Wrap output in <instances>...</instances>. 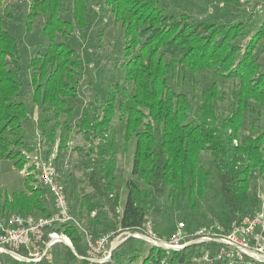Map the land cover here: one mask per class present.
<instances>
[{
	"label": "trees",
	"instance_id": "1",
	"mask_svg": "<svg viewBox=\"0 0 264 264\" xmlns=\"http://www.w3.org/2000/svg\"><path fill=\"white\" fill-rule=\"evenodd\" d=\"M91 1L0 0V160L13 159L14 167H20L26 155L21 147H28L25 122L32 106L47 102L45 111L55 121L49 125L47 116L40 122L44 143L49 146L53 141L48 126L60 129L61 135V128L73 125V134L86 145L81 150L89 160L77 188L66 172L69 168L57 169L70 214L94 235L144 233L146 212L152 208L148 202L155 196L166 195L172 202L185 199L197 209L211 182L218 187L225 214L213 216L212 225L225 229L257 209L251 182L257 172L264 192V0H245L247 5L214 0L227 8L224 16L213 15L214 9L194 10L186 0H96L107 13L96 28L103 35L98 46L116 71L104 94L90 92L82 108L76 93L84 78L83 64L73 42L74 27L83 19L73 23L72 16L88 9L91 16ZM34 23L41 25V36L35 37L36 49L25 68L23 37ZM110 31L116 34L115 47L105 41ZM118 132L125 145L133 146L121 211ZM60 140L63 143L64 137ZM52 212L53 198L40 177L37 185L24 178L23 189L0 191V215ZM154 215L158 217L159 211ZM159 223H152L153 230L168 238L170 233L156 231ZM93 226L102 229L94 231ZM51 228L66 234L84 256V234L77 225ZM193 230L185 229L180 243L202 235ZM133 238L119 243L103 263L198 264L196 257L204 249L218 245L203 240L165 249L144 241L142 251L134 247ZM47 240L45 236L44 243ZM125 244L133 249L122 255L119 250ZM64 248L82 264H95ZM1 254L11 264H42Z\"/></svg>",
	"mask_w": 264,
	"mask_h": 264
},
{
	"label": "rangeland",
	"instance_id": "2",
	"mask_svg": "<svg viewBox=\"0 0 264 264\" xmlns=\"http://www.w3.org/2000/svg\"><path fill=\"white\" fill-rule=\"evenodd\" d=\"M14 2H20V0H12ZM237 1V0H235ZM244 1L242 5H247L245 0H239ZM238 1V2H239ZM99 2H96V0H92L90 6H92L94 12L91 13V16H89L91 10L88 9L86 13L84 14H78V12H75V15L72 16L73 23L75 21H81L83 19V23H79L75 25V40L73 42V46L77 49V51L80 54L82 64H83V72H84V78L82 80V83H79L78 85V92L76 93V96L78 97V102L83 101V106L86 105V102L89 100V97L92 96L93 91H98L100 95L104 94V88L108 82L109 79L115 78V71L113 68H111L109 61H105V55L104 50L98 46L97 39L102 38V33L98 35L97 26L98 22H103L106 18L107 13H105L104 10L101 9V5L97 4ZM185 3H188L194 10L199 11H207L212 10L213 15H219L224 16L226 15V9L224 8L223 3H218L214 0H186ZM71 4V2H70ZM242 7V6H240ZM83 9V7H82ZM2 8L0 9L1 14ZM24 14L20 15L21 21L25 18V10ZM234 11V10H233ZM67 18H69V15H66ZM20 21V22H21ZM19 31L24 34V30L22 26L18 27ZM41 36V25L34 23L31 30L27 32V34H24L23 37V48L21 49V53L24 56L22 58L23 66L26 68L27 61L32 59V51L36 49L35 45V37ZM115 38L116 34L115 32L110 31L108 33V36L106 37V43L109 46L115 47ZM259 50H256L255 53H258ZM259 57H263V53H258ZM263 64L262 61H259ZM226 82L227 88L230 86V84ZM234 87V86H233ZM32 93V91L30 92ZM39 105L32 106L33 113L30 114L29 118L25 122V129L24 134L27 141L28 147H21L24 149L23 151L26 152L25 157H21V164L20 167L17 169L14 167V160L13 159H2L0 160V191H19L24 188V178L32 185L38 184V178L40 177V170L42 163H47L52 165L55 169L58 175H60L58 167L63 166L65 169H68L66 172H70V179L74 177L75 182H77V185L75 188L79 185V177H82L85 173V169L83 166L86 165V163L89 160V157L87 156V152H84V150H81V145L86 146L85 143L81 140L80 136L74 135L75 133L73 125H71L69 128L62 129L61 128V135H60V129H56V127L48 126L47 131L51 133V136H53L52 143L47 146V144L44 143V140H46V136L41 137L43 133L41 132L40 128V122L45 118L49 117V125L54 124V117L51 112H46V106L49 104L46 102L45 104L38 103ZM79 114V112H78ZM78 114L75 117V120L78 118ZM46 132L45 135H46ZM42 133V134H41ZM60 136L64 137V142L60 143ZM43 138V140L40 141V139ZM41 142V143H40ZM47 142V141H46ZM118 142L120 151L122 153L119 155V163L118 166L121 168V175H120V204H119V210L121 211L124 202L126 200V189H125V180L130 177V161H131V151H132V144L127 143L126 145L121 139V133L118 132ZM42 144V145H41ZM31 146V147H30ZM63 153V157L59 158V153ZM19 159V158H18ZM15 157V160H18ZM57 161V162H56ZM57 163V164H56ZM59 177V176H58ZM83 179V178H81ZM262 180L261 177H259L258 173H254L252 182H251V190L254 195H256L257 202L256 205L257 209L264 206V201H262V195L264 194L262 190ZM71 187L67 188V193H69ZM151 209H149L146 212V215L149 220L153 222L160 221V223L157 226V232L161 233H172L175 226L179 222L184 223L183 229H194L196 230H202V231H208L211 224V218H214L213 216H222L225 215L222 209L224 207L221 206V197L218 190V187L215 183L211 182L210 185L206 188L205 194L203 199L199 200V204L197 206V209L189 207L186 200H179L172 202L170 198H168L166 195H159L153 197L149 202ZM155 208H158L156 210ZM155 211H159L158 217L154 215ZM94 213V212H92ZM223 213V214H222ZM93 215V214H91ZM162 219V220H161ZM79 222L78 228L83 232L86 228L82 227ZM101 226H93L92 230H99ZM84 229V230H83ZM87 230V229H86ZM112 241H114L116 244L112 246L113 249L121 242H123L126 238H128L129 233L128 232H120L118 234L114 235V231H110ZM68 237V236H67ZM135 237V236H134ZM70 243H67L66 240H57L54 244H52L49 249L45 251V253H42V255L35 261L42 264H82L79 262L75 257H73L69 252H67L64 248V246H67L71 252L76 256V258L81 259V257L89 258L90 254L88 249L84 248L83 255H80L81 253H77L76 248H74V245L71 241V239L68 237ZM165 239V238H164ZM144 241L148 242L147 240L143 238L135 237L133 238L134 247H137L138 249L145 248ZM150 243V242H149ZM128 244V243H127ZM127 244L123 246L119 251L122 255H127L126 253H131L133 246L127 248ZM141 251V250H139ZM6 253V252H5ZM112 253V252H111ZM110 253V254H111ZM143 253V252H139ZM110 254L101 261H93L95 264H104L103 261L108 259L110 257ZM87 257H86V256ZM80 257V258H79ZM23 260V259H19ZM0 264H11V259L5 255H0ZM132 264H137L132 262Z\"/></svg>",
	"mask_w": 264,
	"mask_h": 264
},
{
	"label": "built area",
	"instance_id": "3",
	"mask_svg": "<svg viewBox=\"0 0 264 264\" xmlns=\"http://www.w3.org/2000/svg\"><path fill=\"white\" fill-rule=\"evenodd\" d=\"M40 179L49 190L54 203V212L49 215L34 214H3L0 215V252H6L16 259L37 260L47 247L57 240L68 237L51 227L55 224L72 223L79 226L77 220L68 210V200L64 184L59 181L55 168L42 163ZM264 194L262 195L263 198ZM212 226V232H209ZM208 231L196 230L202 234L191 241L200 242L212 240L218 245L204 249L196 257V263L206 264H264V206L255 209L238 221H231L225 229L219 223H213ZM184 223L179 222L176 229L168 238L157 236L152 227L151 220L144 222V233L133 232L131 236L143 238L151 244L162 246L165 249L180 248L183 236ZM222 230L216 234L214 230ZM84 230V229H83ZM84 243L88 249L91 261L104 260L112 246L110 231L94 235L88 230L83 231ZM45 236L48 238L44 243ZM190 242V241H189ZM110 245V246H109Z\"/></svg>",
	"mask_w": 264,
	"mask_h": 264
},
{
	"label": "water",
	"instance_id": "4",
	"mask_svg": "<svg viewBox=\"0 0 264 264\" xmlns=\"http://www.w3.org/2000/svg\"><path fill=\"white\" fill-rule=\"evenodd\" d=\"M131 235V234H130ZM193 242H195V241H190V242H188V243H186V244H183L180 248H183V247H185V246H187V245H189V244H191V243H193ZM48 248V247H47ZM111 251H112V248H111V250H110V253H111Z\"/></svg>",
	"mask_w": 264,
	"mask_h": 264
},
{
	"label": "bare ground",
	"instance_id": "5",
	"mask_svg": "<svg viewBox=\"0 0 264 264\" xmlns=\"http://www.w3.org/2000/svg\"><path fill=\"white\" fill-rule=\"evenodd\" d=\"M64 240H66V239H64ZM66 242H67V240H66ZM68 243V242H67Z\"/></svg>",
	"mask_w": 264,
	"mask_h": 264
}]
</instances>
